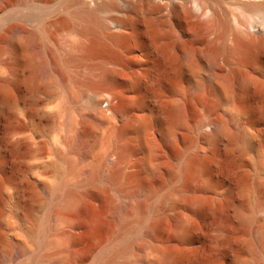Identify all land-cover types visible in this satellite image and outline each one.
Instances as JSON below:
<instances>
[{
  "label": "rangeland",
  "instance_id": "1",
  "mask_svg": "<svg viewBox=\"0 0 264 264\" xmlns=\"http://www.w3.org/2000/svg\"><path fill=\"white\" fill-rule=\"evenodd\" d=\"M137 1L0 0V264H264V0Z\"/></svg>",
  "mask_w": 264,
  "mask_h": 264
},
{
  "label": "bare ground",
  "instance_id": "2",
  "mask_svg": "<svg viewBox=\"0 0 264 264\" xmlns=\"http://www.w3.org/2000/svg\"><path fill=\"white\" fill-rule=\"evenodd\" d=\"M179 4L183 7L185 5L184 2H179ZM174 11H176V13L179 14L185 22L190 17V14L186 9H176ZM138 13H139V16L148 17L149 20L153 21V22H156L157 20H160V21L162 20L161 8L157 5L156 0H138L136 4H130L127 13H125L123 15V17L127 18L129 15H135ZM255 37L256 38L257 37L262 38L260 40L257 39L258 40L257 42H259L258 45L264 47V34L263 35L258 34V35H255ZM251 40L256 41L255 39H251ZM237 49L244 50V47L241 45V43H237ZM109 75H113V73L110 72ZM232 77H233V74L229 77H225V78L221 79V81H220L221 85L225 88L229 87L230 79ZM100 86L102 88H104L106 91H109L110 93H112L113 96H115L113 92L115 91L116 85L113 81H110L109 79H104V80L100 81ZM192 97L195 99H199L200 98V92L198 90H195L192 93ZM144 124H145V122L143 120L140 122L137 121L135 126L139 129ZM211 134H212V132L209 134H206L205 136L209 137ZM151 154H152V157L154 159H156L157 155H156V150L154 148L151 149L150 155ZM197 165H198V161H197L196 157H192L189 160L188 167L191 168L193 174L195 172L194 169L197 167ZM117 173H118V169L115 168L113 175H116ZM145 196L147 198H155L157 196V194H155L154 192H151L150 190H147V193ZM145 199H143L141 201H137L136 197H133L131 199V202L129 203V205L127 207V210H126L127 214L131 213L133 211V209L135 208V206H138L139 204H141L143 206L145 204V201H146ZM87 225H88V228L92 232L96 231L100 225V218L94 213L90 214L89 219L87 221ZM54 264H57V263H54ZM127 264H147V263L144 261L143 258H139L136 260L129 261Z\"/></svg>",
  "mask_w": 264,
  "mask_h": 264
},
{
  "label": "water",
  "instance_id": "3",
  "mask_svg": "<svg viewBox=\"0 0 264 264\" xmlns=\"http://www.w3.org/2000/svg\"><path fill=\"white\" fill-rule=\"evenodd\" d=\"M156 1H157V5L161 8V12L174 11L176 9H186L190 14V18H192L191 11L188 8L189 1L191 0H156ZM179 2H184L185 3L184 7L181 6ZM248 37L251 39H258V40L262 39L260 37L256 38L255 36H250V35H248Z\"/></svg>",
  "mask_w": 264,
  "mask_h": 264
}]
</instances>
